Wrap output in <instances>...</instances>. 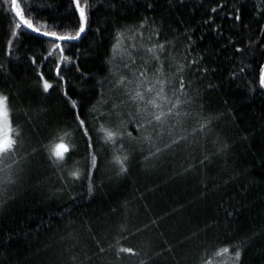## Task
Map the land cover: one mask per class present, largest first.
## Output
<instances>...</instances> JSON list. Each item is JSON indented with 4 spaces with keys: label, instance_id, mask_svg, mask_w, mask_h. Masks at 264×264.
Here are the masks:
<instances>
[{
    "label": "trees",
    "instance_id": "trees-1",
    "mask_svg": "<svg viewBox=\"0 0 264 264\" xmlns=\"http://www.w3.org/2000/svg\"><path fill=\"white\" fill-rule=\"evenodd\" d=\"M20 2L26 15L50 29L78 28L72 0ZM88 3L86 31L77 42H61L71 58L61 63L56 56L44 59L49 38L30 30L11 37L15 15L0 0V93L9 97L13 124L22 133L14 156L18 163L12 164L13 157L0 163V169L12 164L15 181L4 184L8 173L0 171V201H5L0 264H202L205 259L223 264L228 257L215 252L230 245H241L240 264H264V89L259 87L264 0ZM236 9L240 21L234 19ZM145 21L144 38L135 41L137 65L141 57L150 59L141 45L151 47L157 40L173 42L162 54L175 57L165 61L169 75L178 64L200 59L183 74L195 103L182 106L190 115L181 116L179 124L170 117L163 125L141 129L136 105L115 87L118 76L110 70L116 69L107 63L117 31ZM154 30L160 35L149 40ZM58 63L64 81L56 77ZM115 63L122 69L119 58ZM155 66L152 61L149 75ZM38 73L53 84L48 93ZM120 74L131 78L127 70ZM77 112L86 122L91 148ZM206 120L211 123L200 130ZM101 124L119 131L115 144L104 142ZM65 132L72 151L63 165H54L45 146ZM146 135L150 142L143 140ZM173 139L180 142L173 144ZM93 151L98 167L90 194L87 171ZM117 155L128 156L126 173L114 162ZM76 167L84 171L83 179L69 177ZM118 247L138 255L117 256Z\"/></svg>",
    "mask_w": 264,
    "mask_h": 264
},
{
    "label": "snow or ice",
    "instance_id": "snow-or-ice-1",
    "mask_svg": "<svg viewBox=\"0 0 264 264\" xmlns=\"http://www.w3.org/2000/svg\"><path fill=\"white\" fill-rule=\"evenodd\" d=\"M2 2L4 4H9L11 11L15 14V23L11 31V37L16 38L19 35H23L26 30H30L34 34L49 38V51L44 59L56 56L61 63L68 62L71 59L64 54V48L61 42H71L82 38V34L85 33L89 24V9L92 7V5L88 3V0H72L75 11L78 13V28L57 31L50 29L47 23L36 20L30 13L26 15L25 8L22 7L20 0H2ZM25 3H27V0H25ZM149 7H151V5H149ZM219 7H223V5ZM211 12L216 13L217 7H213ZM234 19L235 21L241 20L239 9L235 10ZM205 23H207V21H205ZM145 25L146 21L138 26H131L124 30H118L116 33L115 43L112 45L111 49L112 56L107 61V63L113 66V69H116L115 71L110 70L113 76H118V79L115 81V87L123 88L124 95L136 105L135 116L139 118L137 123L141 129H146L147 126L152 125H163L170 117H175L176 123L179 124V118L181 116L186 117L190 115V113L186 111H181L182 106L195 103L194 98L188 91L191 82L189 81L186 83L183 74L186 68L191 65H198L200 59H192L191 65L184 63L178 64L176 71L169 75L165 71V61L169 58L175 61V57H173L170 52L167 56L162 57V54L166 52V45L173 42L165 41V43H160L159 40H157L151 47L141 45L149 54L150 59L141 57L140 59L143 63L137 65L134 53L138 51V48L135 41L144 38V33L141 30L145 28ZM153 35L159 36L160 33L158 30H154L149 34L148 39L151 40ZM126 39L133 41V43L126 45ZM7 46L9 50H11L13 46L12 39L8 40ZM235 51L240 53L243 49L236 48ZM117 58L122 62V69L121 65L115 63ZM185 59H187V56H185ZM152 61L156 62V66L151 70V75H149V65H151ZM36 62L35 58H33L32 63L36 64ZM0 67H2V65H0ZM121 70H127L131 74V78L120 74ZM77 71H79V68H77ZM197 71H200V69H197ZM207 71L206 68L203 69L204 73ZM239 71L243 72L244 69L240 68ZM55 74L56 77L59 78V81L65 80L64 76L61 74L59 63L55 66ZM38 75L39 79L42 81V91L48 93L49 90L53 89V84L44 77L43 73H38ZM133 84H135V87H130ZM259 87L264 89V66L259 68ZM64 95L69 99L72 108L76 109L77 102L71 100L66 91ZM101 95L103 96V93H101ZM104 102L106 103V101ZM113 107L116 108L119 107V105L114 104ZM200 107L202 108L203 105ZM12 111L9 97L0 93V163H3L8 157H13L12 164L18 163V161L14 159V156L22 146V133L19 126L13 124ZM129 115L131 116L133 114L129 113ZM76 119L78 125L84 130V135L88 136L86 122L80 118L79 112L76 113ZM126 123V121H121V124ZM210 123V120H206L204 124H201L200 130L208 127ZM98 131L103 133L105 143L115 144L116 138L120 135L118 130L105 127L103 124L100 125ZM68 135L69 133L65 132L64 135L58 136L56 140L45 146L48 159L52 164L61 166L66 162L67 155L72 151V145L67 143L65 139ZM128 135L131 137V133H128ZM88 139L89 147L91 148V137L88 136ZM183 139L184 137H180V140ZM143 140L150 142L151 136L146 135L143 137ZM179 142L180 141L177 139L172 140L173 144H178ZM157 151H160V149H157ZM90 157L87 179L89 181L88 192L91 194L93 192L92 173L93 170L98 167V164L97 155L94 151L90 153ZM127 160V155L123 157L117 155L114 157V162L119 165L120 173L127 172ZM12 164L6 165L5 169H0V171H6V173H8L7 178L3 181L4 184L15 182L10 175ZM68 175L73 180H80L85 177L84 171L78 167L71 170ZM0 191L3 190L0 189ZM4 203L5 201H0V207H2ZM117 244H119V241H117ZM104 251L105 249L100 247V252L103 253ZM121 253L138 255V253L130 247H118L117 256ZM215 256L221 258L228 257V259L223 261V264H240L241 245H230L219 248L215 252ZM202 264H213V261L205 259Z\"/></svg>",
    "mask_w": 264,
    "mask_h": 264
},
{
    "label": "water",
    "instance_id": "water-1",
    "mask_svg": "<svg viewBox=\"0 0 264 264\" xmlns=\"http://www.w3.org/2000/svg\"><path fill=\"white\" fill-rule=\"evenodd\" d=\"M15 15V14H14ZM77 41H79V40H76V41H71V42H77Z\"/></svg>",
    "mask_w": 264,
    "mask_h": 264
}]
</instances>
